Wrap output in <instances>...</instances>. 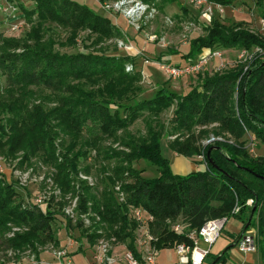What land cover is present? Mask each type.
I'll return each instance as SVG.
<instances>
[{
	"label": "trees",
	"instance_id": "trees-1",
	"mask_svg": "<svg viewBox=\"0 0 264 264\" xmlns=\"http://www.w3.org/2000/svg\"><path fill=\"white\" fill-rule=\"evenodd\" d=\"M33 1L38 2L36 9L31 11L33 15L40 16L42 20L57 19L66 27L88 30L101 40L96 39L95 46L107 38L122 36L110 19L99 16L87 5L71 0H62V4L57 3L58 0ZM143 1L155 3L157 0ZM171 1L175 0L160 2ZM210 1L230 7L238 0ZM257 1L260 6L264 3V0ZM234 28L214 22L207 37L191 42L184 59L195 58L203 48L218 46L225 50H264V38L245 29L234 31ZM33 33L35 36L31 38L35 48L25 45L21 54L0 51V74L5 76L8 86L27 89L30 95L33 93L29 88L35 87L37 91L64 92L71 96L60 97L59 105L50 110L51 121L59 119L62 124L68 122L63 130L69 132L67 135L72 144L58 169H66L67 174L57 184L63 195L70 191L75 194L80 159L85 161L89 157L88 151L80 150L88 147L97 151L95 161L100 164L99 170L107 174L103 180L106 185L102 184L101 191L94 193L89 183L81 180L79 187L84 193L80 194L75 209L79 216L95 214L93 221L97 223L91 225L93 231L86 236L91 246L103 239V233L98 232L105 224L106 237L123 243L130 240L128 249L144 264L133 245L138 223L131 216L133 208H141L154 218L149 232L155 237L153 246L159 251L174 249L183 243L193 246L189 233L198 231L210 220L236 219L242 223V229L238 235H232L233 246L247 228H253L258 253L264 261V156H252L246 148L245 139L250 134L264 146V54L254 55L241 69L205 77L199 88L186 95L162 86L153 98L142 101L138 100L143 93L140 86L142 73L126 70L127 65L135 63L132 57L106 55L105 50L60 56L49 51L52 43L47 45L42 42L41 27ZM3 39L0 30V44ZM173 106H176L170 122L175 128L173 133L184 129L190 136L187 140L179 139L171 143L170 148L186 158L204 154V171L186 176L175 175L169 158L163 154L162 133L165 126H160L157 119ZM39 112L37 115H40L45 127V138L51 140L47 130L51 122ZM146 116L147 135L138 137L129 133V128ZM15 121H21L20 116H16ZM88 123L96 133L91 136L92 139L82 143V132ZM211 124L220 127L213 133L214 137L228 134L233 142L215 141L198 148L200 137L209 133L202 130L196 135L193 129ZM106 141L110 142V146H104ZM76 144L81 149L74 154L73 145ZM114 144L122 150L113 148ZM114 158L127 165L144 160L157 167L158 176L145 177L144 170L133 166L108 167L106 162ZM83 172L88 174L91 167H85ZM116 187H119V194H123V201L115 197ZM14 192L6 177L0 176V232H5L8 222L25 224L30 229L15 235L12 240L0 242V252L31 250L39 255L40 246L49 243L59 246L56 233L51 229L52 212L44 213L37 207L24 209L21 202L16 203L12 198ZM250 201L251 205L248 204ZM64 205V202L60 203V208ZM235 207L240 208L238 214H233ZM178 221H182L184 228L179 233L173 226ZM71 222L69 219L68 226ZM76 227H83L80 217ZM224 258V255L215 256L213 261L218 259L219 263Z\"/></svg>",
	"mask_w": 264,
	"mask_h": 264
},
{
	"label": "rangeland",
	"instance_id": "rangeland-1",
	"mask_svg": "<svg viewBox=\"0 0 264 264\" xmlns=\"http://www.w3.org/2000/svg\"><path fill=\"white\" fill-rule=\"evenodd\" d=\"M71 1L83 6L87 5L99 16L110 19L116 28L120 30L122 36L112 39L107 38L95 46L96 39L101 41L98 40L99 36L96 34L85 29L66 27L57 19L42 20L40 16L33 15L31 11L36 9L38 2L36 3L33 0H0V30L4 38L0 44V51L2 53L21 54L25 50V45L35 48L34 40L31 37L35 36L33 33L35 29L41 27L42 42L47 43V45L52 43V48L49 47L51 49L49 51L53 54L60 56L76 55L105 50L106 55L132 57L135 63L127 65L126 70L129 73L135 71L142 73L140 86L143 88V93L138 98L142 101L153 98L162 86L174 93L186 95L193 89L199 88L202 79L205 77H214L216 74L241 69L242 65L247 66L254 55L264 54V50L259 48L252 51H242L240 49L225 51V49L218 46L213 49L203 48L195 58L184 59L188 55L191 42L207 37L208 31L213 27L214 22L223 24L226 27L234 26L236 27L234 31L245 29L264 38V18L262 17L264 3L260 6L257 0H238L235 6L229 8L212 6L210 0H206L207 4L202 6L196 5L193 0H175L166 3L160 2L161 0H157L155 3L135 0L139 5L142 1V6L146 7L141 10V13H143L141 16L140 13H137L133 17L127 15L128 10L135 4V2L129 4L132 0ZM57 3L62 4V0H58ZM211 7L218 9H211ZM220 10H223V12ZM203 59H207V63L201 65ZM198 66V69H194ZM174 69L177 71L184 70V73L174 74L172 73ZM29 90L33 95H30L27 89L23 90L8 86L5 76L0 74V176L4 175L6 177L7 183L15 191L12 198L16 203L21 202L24 209L33 210L34 207H37L44 213L47 211L52 212L50 215L53 217L51 229L56 233V236L58 237L57 234L63 232L64 235H62L65 237L67 233L68 241L69 238H75L79 241V244L74 245V247H70V244H68L69 249H76L79 246L85 249L89 245L91 246L86 236L93 231L90 227L96 221H93L95 214L79 216L76 213L75 209L77 208L79 196L84 193L81 186L79 187V183L81 180H85L91 186V191L94 193L100 192L102 184L104 185L106 182L103 180L107 177V174L99 170L100 164L95 161L97 151L90 150L88 147L81 149L78 144L73 145L75 147L73 149L74 154L81 149L80 151H88L89 157L85 161L80 159L79 174L75 182V194L70 191L66 193L67 195H63L57 183L62 176H66L67 170L58 169L64 163V154L70 151L72 144L71 138L67 135L69 132L63 130L68 122L62 124L59 119L51 121L50 110L59 105L58 99L60 97L71 96L64 92L37 91L35 87H31ZM10 91H13V93L10 94ZM175 110L176 106H173L163 112L157 119L160 126H165L162 133V149L164 156L168 158L174 157L173 154L175 153L170 148L171 143L179 139L182 141L187 140L190 136L184 129L177 132V134L173 133L175 128L171 126L170 122ZM39 111L46 116L48 122H51L50 126L47 127L48 136H51V140L45 138L43 133L45 127L41 123L40 115H37L40 113ZM16 116H20L21 121L16 122ZM146 119L147 116L145 119L140 118L137 120L129 128V133L134 136L145 137L148 129ZM48 122L44 123L47 125ZM219 128L218 124L195 127L192 132L196 135L202 130L209 133L203 138L200 137L197 143L198 148L215 141L228 140L232 143V137L228 134L214 137L213 133ZM95 133L96 130L89 123L86 124L82 132L81 142L92 139L91 136H94ZM245 139L247 140L246 148L252 156H264V146L254 136L249 134ZM104 146H110V142L106 141ZM113 148L122 150V147L117 144H114ZM193 158L196 159L199 169L204 171L206 169L204 154ZM106 163H108V167L133 166L136 169L144 170L143 175L148 178L158 176L157 167L144 160L127 165L114 158ZM88 166L91 167V172L85 174L83 169ZM118 188H114L115 197L124 199L123 194H119V191H117ZM63 202L65 203L64 208H60V203L63 204ZM78 217L82 221V228L76 227ZM69 219L72 220L70 226H68ZM233 223L235 221L227 223L219 239L227 234L231 235L226 231L229 229V224ZM106 226L105 224L101 225L104 229L101 228L98 233H103L104 237L94 245V251L97 254L100 243L104 242L109 248V255L112 256L111 248L115 249L117 252L115 259L118 260L119 264H124L121 259L128 250L131 251L130 248L128 249L131 241L128 240L123 243L115 238H107ZM173 226H180V232L184 230L182 221H178ZM6 227L5 232H0V242L12 240L15 235H21L30 229L25 224L16 225L13 222H8ZM85 229L88 231L83 232ZM144 231H146V228L143 231L139 228L134 232L136 242L133 245L137 253L140 250L138 241L143 238ZM84 246L85 248H83ZM47 249L58 258L68 256L69 253L67 251V254L59 256V253L65 251L61 250L60 244L57 247H52L50 243L38 247L39 255L32 253L31 250L13 251L9 249L0 252V264H17L18 262H21V264H33L34 262L40 264V254L47 251ZM82 249L80 248L79 251ZM89 255L91 256V253L87 252L88 259H91ZM164 258L170 264H173L175 260L178 261L175 248L160 253L158 260H164ZM24 259L27 262H24ZM95 263L96 260L93 264Z\"/></svg>",
	"mask_w": 264,
	"mask_h": 264
},
{
	"label": "built area",
	"instance_id": "built-area-1",
	"mask_svg": "<svg viewBox=\"0 0 264 264\" xmlns=\"http://www.w3.org/2000/svg\"><path fill=\"white\" fill-rule=\"evenodd\" d=\"M133 2H135V0L130 1L129 4H132ZM193 2L198 6L207 4L206 0H193ZM210 5L215 7L217 6L218 8L223 7L215 3H210ZM145 7L142 6V1L141 5L135 2L134 6L128 10L127 15L133 17L135 14L140 13L139 15L141 16L143 14L141 13V10ZM215 7H211V9H218ZM220 11L223 12V10ZM206 60L207 59H203L201 61V65L206 64ZM198 68L199 66L194 69ZM172 71L174 74L184 73V70L177 71L174 69ZM117 191H119V188ZM120 201H123V199H120ZM248 204L251 205V201ZM239 212L240 208L235 207L233 214H238ZM131 216L133 220L138 223V229L140 228L143 231V229L146 228V231L143 232V238L138 241L140 244V250H138L137 254L141 257L142 262L144 261L145 264H155L160 256V251L153 246V243L156 241V239L149 232V226L154 221V218L149 213H147V211L141 208H133L131 210ZM227 223V219L210 220L206 222L198 231L189 233L188 237L193 241V246L186 243L175 246V251L178 257L176 264H205L207 258L210 256L213 245L221 237V234ZM179 229L180 226L175 227V231L178 233L180 232ZM255 235V231L252 228H247L241 234L239 240L236 243V247L241 253H258ZM108 250L109 248L104 242L100 243L98 252L96 254L95 264H119L115 257L109 255ZM62 255H65V252L59 253V256ZM121 260L124 264H141V261L136 257L135 253L129 250L125 253Z\"/></svg>",
	"mask_w": 264,
	"mask_h": 264
},
{
	"label": "crops",
	"instance_id": "crops-1",
	"mask_svg": "<svg viewBox=\"0 0 264 264\" xmlns=\"http://www.w3.org/2000/svg\"><path fill=\"white\" fill-rule=\"evenodd\" d=\"M235 4L236 3H234L233 6H235ZM173 156L174 157L172 158L169 157V160L171 162V169L175 175L186 176L190 173L201 171L196 162V159L186 158L177 153H174ZM230 221H235V223L229 224L228 226L229 229L225 231L228 233H231V235L230 234L225 235L223 238L219 239L213 245L210 256L207 258L205 264H212L214 262L213 258L219 255L220 257L224 255L225 258L223 259V261L217 264H264V261L261 259V256L259 255V253L243 254L238 250V248L236 247V244L233 246L234 238L232 235L236 236L241 232L242 223L236 219H230L228 222L230 223ZM62 234L63 232L58 233L57 238L61 246V250L65 251L66 254H67V251H69L68 256L65 255L64 257L58 258L54 253H52L49 249H47V251L40 254V259H41L40 264H93L95 262L96 253L94 251V246L89 245V247H86V248L84 246L83 248L85 249H82L81 246H79L76 249L74 248L69 249L67 247L68 244H70V247H74V245L79 244V241L75 240V238L74 239L69 238V241H68L67 233H66V237L63 236L64 234L63 235ZM80 248L82 249L81 251H79ZM111 249H112V256L114 255L113 257H115V254L117 252L115 251V249L113 248ZM166 250L167 248L161 250L160 253H164L166 252ZM87 252L91 253V256L89 255L91 259H88ZM23 261L27 262V260L25 261V259ZM176 263H177V260H175L173 264H176ZM17 264H21V262H18ZM22 264H29V263H22ZM33 264H36V263L34 262ZM155 264H170V263L168 262L166 258H164V260L157 259Z\"/></svg>",
	"mask_w": 264,
	"mask_h": 264
},
{
	"label": "water",
	"instance_id": "water-1",
	"mask_svg": "<svg viewBox=\"0 0 264 264\" xmlns=\"http://www.w3.org/2000/svg\"><path fill=\"white\" fill-rule=\"evenodd\" d=\"M247 228V227H246ZM218 262V259L214 262L215 264Z\"/></svg>",
	"mask_w": 264,
	"mask_h": 264
}]
</instances>
